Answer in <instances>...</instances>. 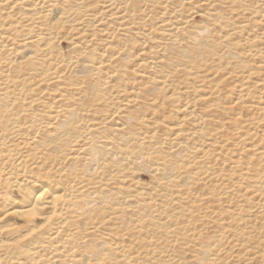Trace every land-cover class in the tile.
I'll return each instance as SVG.
<instances>
[{"label": "rangeland", "instance_id": "obj_1", "mask_svg": "<svg viewBox=\"0 0 264 264\" xmlns=\"http://www.w3.org/2000/svg\"><path fill=\"white\" fill-rule=\"evenodd\" d=\"M211 1L184 4L186 25L168 22L167 0H28L0 20L33 8L60 27L50 51L71 59L63 67L39 51L38 28L0 38L18 88L0 90V128L48 142L70 118V159L54 155L85 184L65 232L0 264H240L262 225L250 196L264 179V0Z\"/></svg>", "mask_w": 264, "mask_h": 264}, {"label": "bare ground", "instance_id": "obj_2", "mask_svg": "<svg viewBox=\"0 0 264 264\" xmlns=\"http://www.w3.org/2000/svg\"><path fill=\"white\" fill-rule=\"evenodd\" d=\"M27 1L28 0H1V2H4L2 5H7L3 7V9H8L9 12H2L0 20L12 18L16 14L13 10L20 6L21 3H26ZM52 1L55 0H33V2H38L37 4L51 3ZM167 1L171 4L170 6H172L170 19L168 21L171 24H176L178 21H181V19H184L183 22H181L183 25L189 23L190 20H188L187 17H181L183 13L181 12V7L184 4H200V0ZM211 3H214V1L207 0L205 4L208 10L213 6ZM221 4L224 7L226 2H221ZM191 8L192 6L190 10ZM219 8L220 7L216 6L215 9H213L216 11L215 14H211L213 15V21L215 23L224 19V17L218 13ZM3 9H1V11ZM27 11L26 13H22L23 16L21 18L14 20L8 24V26L0 24V27H2L0 31L1 34H3L0 38H4L7 42H12L14 38V36L11 37L12 32H19L23 30L22 28H27V31H30L32 28H38L40 32L33 36L35 38L34 41L38 43L39 51L44 53V56L46 55L49 61L55 63L57 67L68 65L71 59H64L59 55V52H55L54 54L50 51L51 39H53V41L56 39V31L60 28L56 27L57 22L54 23L53 20L47 22L45 19L46 15L40 14V12H34L33 8L27 9ZM206 12L204 13L206 14ZM121 13V17L125 20H130L134 16V13L129 9L123 10ZM260 17L264 18V13ZM62 18L64 19V17L60 16L57 19L61 20ZM20 20H23L22 22H25V24H21ZM64 22H66V20L61 21V23ZM244 25L247 24L244 23L240 27H244ZM185 27L186 26H183L182 28ZM202 29L198 28V30H201L198 32L199 35L208 32L207 27ZM42 34L48 37L46 38ZM32 64L33 59L27 57L19 62L18 65L19 68H21ZM7 69L9 68L0 70V90L13 87L15 91L18 89L17 85H15V81L10 77V71ZM31 70L32 69H29V72H31ZM6 71H8L9 74L6 73ZM76 72L82 73L87 71L86 69H79ZM57 75L58 74L53 77L56 81L61 78ZM31 77L34 78V74ZM207 79L209 78L207 77ZM243 85L244 83H241V85L238 86L241 88L238 91L239 94L242 93L243 90L246 91ZM35 88L30 89L33 90ZM14 100L17 99L15 98ZM55 104L57 108H61L60 101ZM62 121L65 122L58 123L56 131L52 134L53 140L48 142H36L32 140L33 138L22 139L23 136H20L18 133L14 135V131L10 132V135H5L6 129L0 128V236L24 231L20 242L9 243L0 240V260L15 261L18 256L28 253L29 246L30 249L33 250L44 249L46 245H50L49 243L52 240L58 237L62 232H65L64 226L67 224L66 220L69 218V215L74 214L76 217L80 216L77 215L79 207H75L74 199L78 198L77 194L79 189L84 187L85 184L79 186L82 181H75V173L71 170V167L67 169L66 166L65 168L59 167L63 161H68L70 159V154L65 155L63 151L66 150L65 148L68 147L67 145L71 144L70 130L72 123L69 122L70 118ZM12 135L17 138H11ZM64 146L67 147L64 148ZM58 153L65 155L62 156L63 161L61 162L60 159H57V156L54 155ZM41 165H44V167H41ZM86 172H88V176L93 174L92 171H89V168L85 169V175L87 174ZM86 184H89V182ZM250 197H254V200H256L254 211L262 221V225L257 231H253L252 237L255 239H251V243L254 245L247 249L242 255L235 254L233 257L236 258L234 261L240 264H264V179L258 183V186L252 191ZM72 235L73 232L65 234V236H67L66 238ZM259 237H261L260 239L262 240L258 243L257 240ZM258 244H260V246ZM254 248L256 251L251 252L250 250ZM201 254L203 255L202 261L205 253ZM208 262L214 263V259H209Z\"/></svg>", "mask_w": 264, "mask_h": 264}]
</instances>
